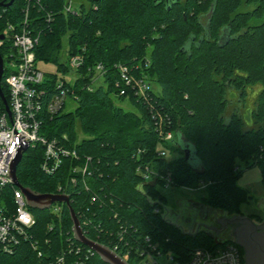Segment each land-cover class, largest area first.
I'll list each match as a JSON object with an SVG mask.
<instances>
[{
    "label": "trees",
    "instance_id": "16d2710c",
    "mask_svg": "<svg viewBox=\"0 0 264 264\" xmlns=\"http://www.w3.org/2000/svg\"><path fill=\"white\" fill-rule=\"evenodd\" d=\"M87 1L77 14L63 11L65 0H40L32 9L41 31L36 59L53 64L57 72L45 73L47 99L62 81L75 104L71 112L63 108L55 116L44 115L42 133L48 139L66 136L64 146L77 158H65L59 171L47 176L40 170L43 149L30 148L17 167L18 182L40 195H56L62 187L91 241L110 250L115 245L139 250L151 245L184 264L194 250L218 244L166 221V198L157 189L161 180L153 184L144 175L152 179L154 173L169 172L173 187H201L206 206L228 216L241 215L239 203L248 201V192L236 185L242 173L239 163L258 166L264 182V0ZM26 4L14 0L9 8H0V31L7 23L19 24ZM45 14L52 18L49 23ZM65 39L66 58H83L72 81L64 78L72 71L67 59L61 61ZM119 64L138 67L137 75L144 74L151 87L157 86V91H148L147 102L132 93L118 95L114 85ZM98 65L104 70L103 84L94 88ZM255 86L261 90L247 127L238 110L245 106L247 90ZM234 93L237 103L231 108ZM124 102L135 111H126ZM155 112L176 140L160 139ZM178 135L196 162L185 161L174 144ZM161 150L171 158L161 157ZM87 158L92 176L74 175L73 169ZM72 176L75 184L69 182ZM31 211L36 224L30 240L12 255H0V264H50L62 255L66 264H105L74 240L65 204L59 216L48 209ZM127 262L134 264L131 258Z\"/></svg>",
    "mask_w": 264,
    "mask_h": 264
},
{
    "label": "built area",
    "instance_id": "2783aa9c",
    "mask_svg": "<svg viewBox=\"0 0 264 264\" xmlns=\"http://www.w3.org/2000/svg\"><path fill=\"white\" fill-rule=\"evenodd\" d=\"M26 2L19 24L15 26L7 23L4 30L0 31V36L3 37L0 40L3 70L0 91L5 101L4 104L0 95V255L5 256L14 254L22 243L30 240V232L36 224L24 195L13 184L10 177L11 165L18 151L26 145L24 155L30 148L41 147L43 159L40 170L47 176L56 174L65 158H77L74 151L64 146V142L68 140L66 136H63L62 140L48 139L42 133L43 116L57 115L65 107L68 97L67 90L63 88V82L59 81L56 84L55 93L47 99L48 92L43 88L46 84L45 73L38 68L35 53L41 31L37 27L39 20L32 16V9L40 0H36V3L31 0ZM81 5L84 4H78V6ZM74 6V0H65L63 11L77 14L78 10H75ZM39 8L42 9V7ZM44 20L49 23L52 20L50 14H45ZM82 62L83 58L80 55L67 58V64L71 70L78 69ZM116 69L119 78L114 87L118 95L128 96L132 93L136 99L147 102L148 91L152 87L144 74L137 75L138 67L130 68L119 64L116 65ZM95 70L99 77L104 73L101 65L96 66ZM152 118L155 120L156 129L163 142L171 143L176 140L173 131L164 129L165 120L159 112H155ZM159 155L164 157L165 152L161 150ZM90 163L91 160L87 158L84 165L74 168L72 173L81 174L83 177L86 174L92 176L93 172L89 169ZM152 176L151 179L148 174L144 175L145 181L155 184L157 179H160L161 188H173L171 173L167 172L164 175L154 173ZM69 182L75 184L76 177L72 176ZM56 195L67 196L62 187L57 189ZM61 206L62 203H53L48 210H51L55 216H59ZM199 229L200 227L197 230ZM120 240H123V237L120 236ZM144 240L145 243L149 242L148 237ZM213 240L218 246L212 249L194 250L184 264H244V255L237 245L226 239L214 238ZM32 246L35 248V243ZM123 247L115 245L112 251L126 262L128 258H131L134 264H158L156 260L162 258L171 264H180L151 245L142 250L133 249L128 245ZM75 250L76 253L80 252L79 248ZM88 253L92 255L93 251L88 249ZM85 258L87 259L88 256L86 255ZM50 264H66V259L62 255Z\"/></svg>",
    "mask_w": 264,
    "mask_h": 264
},
{
    "label": "rangeland",
    "instance_id": "374dc122",
    "mask_svg": "<svg viewBox=\"0 0 264 264\" xmlns=\"http://www.w3.org/2000/svg\"><path fill=\"white\" fill-rule=\"evenodd\" d=\"M80 3H83L84 6H88L87 0H74L75 10L80 9V6H78V4ZM65 49H66V39L64 40V51L61 56V61H65L67 59ZM6 67H8V65H6ZM38 68L42 72L47 74L57 73L56 67L53 64H46L39 62ZM58 75L63 76L62 74H58ZM64 78L67 81H72L75 78L74 71L72 70L71 73H69L68 75H64ZM102 84H103L102 78L99 77L94 82V88ZM152 88H154L156 91L158 90L156 85H153ZM260 90L261 88L258 86L248 89L245 106L240 109L238 106H236V108L239 109L238 113L244 119L245 125L247 127H251L252 125V120L249 118V115H250V111H252L255 106L256 98ZM229 100L232 101L231 108H233L234 103H237V95L235 93L233 95H230ZM121 106L126 111H135L134 107L127 102L122 103ZM74 108H75V104L69 98L66 100L63 112H71L74 110ZM79 139H81V135H79ZM164 152L166 159L171 158V155L166 150H164ZM174 156L177 155L174 154ZM192 161L196 162L194 158ZM239 164L242 173L237 178L236 185L240 188L245 189L248 192L247 193L248 201H246L247 199L245 197L243 201L246 202L239 203L240 214L242 216L252 218L256 224H261L262 222H264V182H262L260 168L258 166L247 168L243 164L241 163ZM157 189H159L162 195L165 196L166 198V202L163 205L162 212H163V218L169 223L170 221H172L173 223L175 222V220L173 219L175 215L178 216L179 218L178 222L183 223V221H186L187 219H189V217L191 219H193L196 215L198 216L202 215L204 217L205 211L209 213L208 217L211 222H216V220H220L223 217H228L227 214L217 210L210 209L208 206H206V204L203 201V197L205 193L201 187L198 189H189V190L184 188H176V187L169 189L158 187ZM225 235L229 236V230L226 232ZM229 237L227 238L229 239ZM156 261L158 264H171L170 262H167L165 259L162 258H158Z\"/></svg>",
    "mask_w": 264,
    "mask_h": 264
},
{
    "label": "water",
    "instance_id": "95a60500",
    "mask_svg": "<svg viewBox=\"0 0 264 264\" xmlns=\"http://www.w3.org/2000/svg\"><path fill=\"white\" fill-rule=\"evenodd\" d=\"M161 1V0H156ZM171 0H167L169 2ZM14 0H9L8 2H0V8H9L13 4ZM3 37L0 36V40ZM2 60L0 58V82L2 77ZM2 98V93L0 91ZM3 103L5 104L4 99L2 98ZM175 145H178L185 155V161L193 160L192 149L188 144H185L180 136H177V141H174ZM27 146H23L15 156L12 165L10 177L13 184L21 190L22 194L25 197L27 206L31 210L43 211L50 208L53 203H62L67 206L69 211L70 219L72 222V235L76 242L82 244L83 246L89 248L93 251L100 260L105 264H128L120 255H117L115 252L109 248L98 244L94 241H91L85 237L83 234L80 222L77 219L75 213L70 207L69 199L67 196L63 195H40L34 194L27 188L22 187L17 179L16 171L17 167L20 164L23 153L26 151ZM218 224L221 225L222 229L227 227H232L233 239L229 240L243 250L244 255V264H264V223L257 225L253 222L250 217H245L242 215H234L223 217ZM203 228V231H197L193 235L204 234L210 239H214L212 232L217 231L214 227L208 226H199ZM219 232V231H218Z\"/></svg>",
    "mask_w": 264,
    "mask_h": 264
},
{
    "label": "crops",
    "instance_id": "0c3cea01",
    "mask_svg": "<svg viewBox=\"0 0 264 264\" xmlns=\"http://www.w3.org/2000/svg\"><path fill=\"white\" fill-rule=\"evenodd\" d=\"M208 214L209 213L207 211H205L204 217L202 215H200V216L196 215L193 219H191L189 217V219H187L186 221H183V223L178 222L179 218H178V216L175 215L173 217V219L177 223H175V222L173 223L172 221H170V223H172L173 225H175L176 227L181 229L184 233H190L191 234V233L197 231L199 226H208V227L209 226L210 227L215 226L214 222L210 221Z\"/></svg>",
    "mask_w": 264,
    "mask_h": 264
},
{
    "label": "flooded vegetation",
    "instance_id": "af4514ba",
    "mask_svg": "<svg viewBox=\"0 0 264 264\" xmlns=\"http://www.w3.org/2000/svg\"><path fill=\"white\" fill-rule=\"evenodd\" d=\"M252 219V218H251ZM253 220V219H252ZM217 221H219V220H217ZM214 222V227L217 229V231H214V232H212V235L214 236V238L215 239H217V240H221V239H226V240H231V239H233V233H232V227H227L226 229H222V227H221V225L220 224H218V222ZM254 222V221H253ZM255 223V222H254ZM262 223H264V222H262ZM261 223V224H262ZM256 224V223H255ZM257 225H260V224H257ZM229 230V236H226L225 234H226V232ZM197 231H203V228L202 227H200V229L199 230H197ZM197 231H195V232H197ZM219 231V232H218ZM227 237H229V239L227 238Z\"/></svg>",
    "mask_w": 264,
    "mask_h": 264
}]
</instances>
